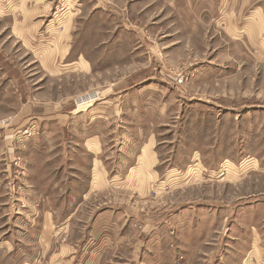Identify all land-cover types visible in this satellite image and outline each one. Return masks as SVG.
Wrapping results in <instances>:
<instances>
[{
    "label": "rangeland",
    "instance_id": "obj_1",
    "mask_svg": "<svg viewBox=\"0 0 264 264\" xmlns=\"http://www.w3.org/2000/svg\"><path fill=\"white\" fill-rule=\"evenodd\" d=\"M105 90L118 117L100 136V160L117 165L125 129L149 145L148 175L130 169L128 189L55 198L50 178L78 165L87 175L68 110ZM0 133L20 148L0 152V264H46V227L48 258L70 242V264L99 245V264H159L146 260L159 248L180 250L181 264H237L252 226L264 242V0H0ZM20 180L52 187L64 215L26 214L43 211L45 194L28 200ZM70 203L78 210L67 217ZM189 223L187 242L177 229Z\"/></svg>",
    "mask_w": 264,
    "mask_h": 264
},
{
    "label": "crops",
    "instance_id": "obj_2",
    "mask_svg": "<svg viewBox=\"0 0 264 264\" xmlns=\"http://www.w3.org/2000/svg\"><path fill=\"white\" fill-rule=\"evenodd\" d=\"M81 63H83V62H81ZM86 64H88V63H86ZM78 67L83 68V67H85V65L84 64L81 65L79 63ZM90 94H94L92 97V102L81 104L80 102H77V99H76V102H77L76 104L78 106L85 105V104H87V106H84L83 109L76 108V109H72L71 111L68 110V115L66 117L67 126L65 127V129L71 128L72 131L75 132L76 135L82 137V150L84 151V154H86L89 158V161L87 162V166L85 167L87 169V175L84 176L83 171L80 169V167L78 165V167L76 166V168H74L75 170L74 169L69 170V175H67V177L66 176L58 177V174H57L56 177L53 178L55 180L50 178L49 183H51L52 185L53 184L55 185V193H60V195H56L55 198H58L61 200H66V201L84 200V199L89 198L91 195H93L97 190L107 189V188L111 189V187H109V186L113 187L114 185H121V186H124V189H128V173L130 172V169L139 170L140 174L145 173L146 177L148 175V173L146 171V169H148V167H149V164H148V167L146 164V163H148V161H145L144 159L141 160V159L143 158L142 155L149 154V151L145 150V149L149 148V145L147 143L146 144L148 146L146 144H143V145L139 144L142 140L138 141L137 138H135L133 135H131V133L126 132L127 130H125V129L120 131L121 135H123V137L126 138V142L123 143L124 144L123 147H125V152L121 153L120 159H119V162L117 163V165L115 163L114 167H111L105 161L102 162L100 160V158H101L100 153L102 152V144L100 141V136H102L106 133H108L109 135H112V132L114 131V129H112L110 127V124L117 120L118 113L116 111V104H115L116 100H115V98L111 99L109 97L111 94L110 91L105 90V91L90 93ZM87 95H89V94H87ZM87 95L80 96V97H85ZM106 95H109V96H106ZM36 116H38V115L33 116L34 120L38 119V117H36ZM31 120H33V119H31ZM87 121H89V123H87ZM26 124H27V122H26ZM22 125L23 124H21V126ZM25 125H23L22 127H24ZM29 125H31V124H29ZM74 126H75V128H74ZM101 127H106V128L100 129ZM18 128H20V127H18ZM11 133L14 134V132H11ZM52 134H54V133H51V131L45 130L44 133H41L40 135L41 136L44 135L45 137H48L49 135H52ZM2 136H3V134L0 133V152L4 150V147L7 148L8 150L14 149L13 151H16V153H18L20 151V148L18 147V145H14L10 141L7 142L9 144L6 145V143L4 142L5 140L2 138ZM128 136L132 137V141H130L129 143H128ZM139 136L142 137L141 135H139ZM12 137H14V135H12ZM33 140H34V138L29 139L28 142H32ZM33 142H35V140ZM29 145L30 144L28 143V146ZM90 145H91V147H90ZM71 146L73 147L74 145H71ZM15 147H18L19 149H15ZM134 148H135V150L133 151ZM127 149L133 155H131V156L126 155ZM28 150H29V147H28ZM74 151H75V148H74V150L68 149V152H70V156H73ZM138 157H140V158L138 159ZM69 161L73 162L72 160H69ZM74 161H76V160H74ZM130 163H132L133 166L129 165ZM61 164H62V166H68L70 164V162L67 161L66 163H61ZM79 164H85V163L83 161H81ZM69 166H71V165H69ZM116 167L119 169H122L125 167L123 174H121L120 176H117ZM78 169H80V170H78ZM106 174L108 175V177H106ZM27 175H28V172H27ZM81 175H83V176H81ZM29 176L31 177L30 173H29ZM47 178L48 177H46V179ZM64 178H65V181H64ZM24 180L29 181L27 176H26V178H24ZM21 182L22 181L20 180V183ZM69 182L73 186L77 185L79 188H77L75 191V188H69L68 189L67 187H64L65 183H69ZM27 186L28 185L23 181L22 184H20L21 191H17V193L26 194L28 200H31V199L41 200L42 196L40 198L38 196V194H45L43 196V199L46 202L44 203V206L42 207L43 208L42 212H40V210H41L40 207L36 211H33L31 208H29V209L24 210V211H26V214H29V215H46L48 217L64 215L65 211H59L56 207L53 206L55 204L49 202L50 200L53 199V196L49 195V193L53 190L52 187L50 189H48L47 191L44 189V192L38 193L36 188L34 190V187L31 188V187H27ZM66 191H68V192L66 195H64V193ZM4 196L5 195H0V199H4L5 198ZM20 197L22 198V196H20ZM58 199H56V200H58ZM76 205L79 207V203H77ZM72 207H73V204L70 203L69 208H68L69 210H68V212L65 213V216H67V217L72 216L74 214V210H78V208L77 209H75V208L71 209ZM2 210H4V208ZM178 228H179V229H177L178 235L181 236L184 240H187V242H188V240L190 242L191 238H194L190 223L185 224V225H180ZM51 230L52 229H49L48 227H46V231H45L46 264H48L49 261H51L50 264H54V263L55 264H65V259H66V264H70L72 261V258H73V255H72L73 252L71 251L73 248L72 247L73 245L70 242L67 243V242L63 241L62 244H58V246H56V248H55V250H57V252H55V254H51L50 259L48 258V254H49L48 251L52 248L53 241H54L53 240V237H54L53 232ZM65 230L66 229L64 228V232H63L64 237H66ZM250 231H251V235L249 234V238H248V242H247L248 243L247 244L248 250L246 251L249 255L247 254V256L241 257L239 259V261L237 262V264H264V257L262 255V250H261L262 247H264V245H262V243L264 244V242L261 239H259L260 237L257 234L258 232H257L255 226H252ZM48 238H50V239H48ZM62 240H65V239L62 238ZM55 242H56V240H55ZM178 244L180 245L179 242H178ZM95 245H97V244H95ZM162 249L159 248V254H161L162 256L157 255V257L155 256L156 259L148 258V254L145 252L146 253V260H150V261L158 260L159 264H174V262L176 261V258H177L175 253H182L180 250H178V252L172 251L171 256L173 258H170L169 256H166L165 253H162ZM102 257H103V253L101 251L100 245L95 246L93 253L91 255V260L86 262V264L87 263L88 264H99V262H101V260H102ZM36 258L37 257H34V260H36ZM47 258L49 259V261H47ZM141 259H144V258L142 257ZM31 260H33V259H30V262H31ZM182 264H186L185 259L182 260ZM216 264H226V263L219 261Z\"/></svg>",
    "mask_w": 264,
    "mask_h": 264
},
{
    "label": "built area",
    "instance_id": "obj_3",
    "mask_svg": "<svg viewBox=\"0 0 264 264\" xmlns=\"http://www.w3.org/2000/svg\"><path fill=\"white\" fill-rule=\"evenodd\" d=\"M182 78H178L177 79V81H180ZM24 133H26V131H24ZM182 259V257L181 256H178L177 258H176V261L174 262V264H181V260Z\"/></svg>",
    "mask_w": 264,
    "mask_h": 264
}]
</instances>
